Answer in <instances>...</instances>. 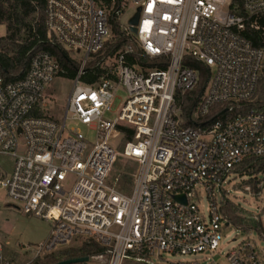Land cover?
<instances>
[{
    "label": "built area",
    "instance_id": "built-area-1",
    "mask_svg": "<svg viewBox=\"0 0 264 264\" xmlns=\"http://www.w3.org/2000/svg\"><path fill=\"white\" fill-rule=\"evenodd\" d=\"M108 1L109 8L104 0H44L47 38L81 56L61 119L45 112V90L62 71L49 51H33L19 78L0 75V157L10 159L8 166L0 163V193L9 205L50 225L48 237L29 248L24 264L84 239L105 249L93 257L102 264H155V259L165 262L163 254H212L223 227L230 225L216 195L227 192L224 185L237 174L246 175L244 190L261 200L249 218L263 229L264 168L247 173L236 166L248 157H264V109L234 113V105L257 97L264 48L254 46L242 30L247 23L259 29L255 19L264 15V0H241L243 14L230 9L232 0H128L134 11L140 7L139 19L135 33L127 22L123 31L138 43L141 56H164L167 64H130L133 49L126 45L110 64L104 58L102 76L86 84L80 76L88 58L110 36L108 16L116 0ZM124 8L120 3L113 14L118 17ZM187 57L209 70L191 118L228 104L225 117L220 114L202 129L184 124L179 96L199 83V71L185 63ZM118 88L126 97L110 120L105 113ZM78 125L95 132L94 143ZM117 157L135 164L126 191L116 186L118 177L109 180ZM201 192L208 200L206 214L197 203ZM225 263L264 264V253L248 240L229 250ZM0 264H15L1 242ZM175 264L220 263L211 258Z\"/></svg>",
    "mask_w": 264,
    "mask_h": 264
},
{
    "label": "trees",
    "instance_id": "trees-1",
    "mask_svg": "<svg viewBox=\"0 0 264 264\" xmlns=\"http://www.w3.org/2000/svg\"><path fill=\"white\" fill-rule=\"evenodd\" d=\"M122 0H116L113 9L108 16V24L110 32L113 35L111 42L106 43L105 55L111 57L118 49L129 45L132 41L131 35H126L122 29L117 15L113 14L114 10L119 7ZM104 4L109 8L110 1L104 0ZM236 6V8H235ZM230 9L238 14H243L241 8V0H232ZM253 20V19H252ZM259 24V29H254L245 25L242 34L247 37L254 46L264 48V15H260L255 19ZM0 25H4L6 33L0 37V75L5 80H14L19 78L25 72L31 53L36 50H47L58 61L62 71L60 76L67 79H74L77 74L79 63L71 59L68 53L60 45L52 43L47 38L46 29L44 26V0H0ZM28 33L24 41H19L21 31ZM102 56L96 55L93 61H90L85 66V72L81 74L80 81L86 84H92L104 73ZM130 64H137L142 67H159L163 68L167 64L166 57L155 59L144 58L140 55L139 49L133 50V53L128 56ZM185 63L199 71V83L195 90L179 96L182 99V110L185 117L184 124L193 125L196 128H206L220 114L223 117L226 114L222 113L228 104H216L219 106L218 113L210 110L207 116L199 119H192L191 113L195 109V105L199 100L203 87L209 76V70L200 61L187 57ZM264 109V65L262 74L258 83L257 97L250 103H238L234 105V113L237 111H246L248 109ZM132 131L128 130L127 138H131ZM264 168V157H248L236 166L239 172H259ZM255 188L256 180H251ZM220 210L231 225L241 228L247 232L254 225V228L260 235H264L263 229L259 221L242 222V218L236 213V206L227 199H223L220 204ZM105 249L92 239L81 240L79 245L74 247L63 248L42 257L36 258L33 264H55L59 261L72 259L77 257H93L104 254ZM71 264H86V262H76Z\"/></svg>",
    "mask_w": 264,
    "mask_h": 264
},
{
    "label": "rangeland",
    "instance_id": "rangeland-1",
    "mask_svg": "<svg viewBox=\"0 0 264 264\" xmlns=\"http://www.w3.org/2000/svg\"><path fill=\"white\" fill-rule=\"evenodd\" d=\"M124 4V9L118 15V21L123 27L127 19L133 14L134 6L128 0H122ZM6 33V28L4 25H0V37L4 36ZM28 33L24 30L21 31L19 35V41H24ZM113 35L110 32V36L105 41L101 50L91 55L88 58V62L93 61L96 55L105 57V64H110L112 59L106 56V43L111 42ZM130 47L138 50V43L133 38L130 42ZM71 59H74L79 63L81 56L74 51L65 50ZM73 86V79L63 78L62 76L55 77L50 85L45 90V103H46V113L61 119L63 109L65 107L67 96L69 95ZM126 93L122 88H118L116 91V97L113 100L111 111L105 113V118L112 120L118 113L120 106L122 105ZM219 108V106H213L212 109ZM218 113V109L214 110ZM70 122L68 126H72ZM79 131L86 137L89 144L95 141V132L84 125L77 126ZM120 135H116L112 143H116L119 140ZM125 139H121L118 150L121 151ZM10 159L7 157H0V163L4 166H8ZM135 170V164L123 157H117L115 163L111 169L109 180L113 181L115 177L118 180L115 182L116 186L124 191L129 189L130 177L128 172H133ZM246 180V175H231L229 177L228 184L224 185L227 192H223L222 195L217 193L216 199L217 203L221 204L223 199H227L234 203L236 206V213L242 218V222H252L253 220L249 218V214L258 213L259 206L261 204L260 198L250 195L244 190V184ZM264 195V193H263ZM197 203L201 211L206 214L208 207V200L204 192H201L197 197ZM253 223V222H252ZM252 228L247 232L243 231L241 228L234 225L224 226L222 229L223 239L220 242L218 249H216L212 254L208 250L200 254L193 255H174V254H163L162 260L165 262H160V260L155 259V264H175L181 261L188 260H206L213 258L216 262L220 264L225 263V255L233 247L237 246L248 240H253L257 245L258 249L264 253V235H260L254 225L251 224ZM264 229V225H263ZM50 230V225L47 221L26 215L19 211L17 208L9 205L6 202L4 196L0 193V242L3 245L4 255L11 262L15 264H24L29 261V253L31 247L43 242L48 237ZM80 241L73 242L69 247H74L79 245ZM102 259H89L86 264H102Z\"/></svg>",
    "mask_w": 264,
    "mask_h": 264
},
{
    "label": "water",
    "instance_id": "water-1",
    "mask_svg": "<svg viewBox=\"0 0 264 264\" xmlns=\"http://www.w3.org/2000/svg\"><path fill=\"white\" fill-rule=\"evenodd\" d=\"M139 12H140V7L137 6L135 8V11L133 12V14L127 19V24L130 27V30L135 33L136 32V24L138 23V19H139ZM176 199L185 202V199L183 196H177L175 197ZM89 261V257L85 256V257H77V258H72V259H66V260H62L59 261L55 264H71V263H76V262H87Z\"/></svg>",
    "mask_w": 264,
    "mask_h": 264
},
{
    "label": "bare ground",
    "instance_id": "bare-ground-1",
    "mask_svg": "<svg viewBox=\"0 0 264 264\" xmlns=\"http://www.w3.org/2000/svg\"><path fill=\"white\" fill-rule=\"evenodd\" d=\"M44 105H46L45 100H44Z\"/></svg>",
    "mask_w": 264,
    "mask_h": 264
}]
</instances>
